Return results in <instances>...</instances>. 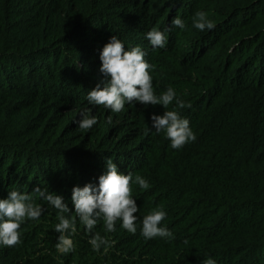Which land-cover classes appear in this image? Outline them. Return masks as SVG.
<instances>
[{
	"label": "trees",
	"instance_id": "trees-1",
	"mask_svg": "<svg viewBox=\"0 0 264 264\" xmlns=\"http://www.w3.org/2000/svg\"><path fill=\"white\" fill-rule=\"evenodd\" d=\"M197 10L216 23L192 26ZM179 16L164 49L145 39ZM113 35L139 46L159 95L173 87L185 102L166 110L188 118L196 140L173 150L151 130L156 105L102 106L97 124L74 121L101 79L100 51ZM111 117L112 123H109ZM145 177L132 187L142 220L162 207L174 240H146L120 227L94 231L111 242L94 252L77 219L75 251H56L57 210L32 190L40 185L71 205L74 186L98 184L106 159ZM33 195L45 209L22 224L21 242L0 247V264H264V0H0V198ZM74 215V213H73ZM188 243L185 244L184 241Z\"/></svg>",
	"mask_w": 264,
	"mask_h": 264
},
{
	"label": "clouds",
	"instance_id": "clouds-1",
	"mask_svg": "<svg viewBox=\"0 0 264 264\" xmlns=\"http://www.w3.org/2000/svg\"><path fill=\"white\" fill-rule=\"evenodd\" d=\"M192 26L201 31H212L216 23L203 10H197L192 17ZM186 29L185 21L179 16L171 20V26L163 31L152 28L145 34V39L155 49H164L168 44V33L172 29ZM125 43L113 35L100 51L101 61L99 79L96 86L88 92L86 97L89 107L80 112V117L74 121L80 130H89L97 124L94 110L102 106L110 113H121L126 105L140 104L162 106L163 114L151 115V130L164 133L173 150H182L184 146L196 140L190 120L176 110H166L175 101L183 108L185 102L177 95L176 90L169 86L157 95L150 74L152 64L146 59V51L139 46L125 48ZM109 123H112L109 117ZM138 185L141 190L150 189L149 181L131 172H122L112 158L106 159L105 171L98 178V184L88 183L72 189L71 205L65 202L62 194L49 191L47 187L37 185L34 192L50 208L57 210L58 223L54 230L58 233L55 244L56 251L66 255L75 251L73 236L77 232V219L88 236V243L94 252L107 253L111 242L106 236L94 231L98 222H103V229L107 233L116 231L117 221L120 227L135 235L137 221L140 220V234L146 239L162 238L174 240V232L162 224L168 215L162 207L153 208L142 220L135 213L140 208L136 198L132 195V187ZM45 209L35 202L33 195L19 190H10L6 198H0V247L11 248L21 242V226L28 221H39ZM74 213V215H73ZM188 243L187 240L184 241ZM202 264H217L215 258L208 256Z\"/></svg>",
	"mask_w": 264,
	"mask_h": 264
}]
</instances>
